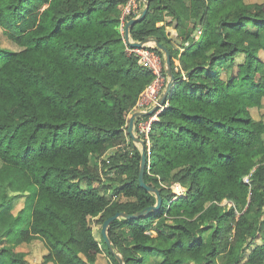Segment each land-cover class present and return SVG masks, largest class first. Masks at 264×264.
Wrapping results in <instances>:
<instances>
[{
  "label": "trees",
  "instance_id": "1",
  "mask_svg": "<svg viewBox=\"0 0 264 264\" xmlns=\"http://www.w3.org/2000/svg\"><path fill=\"white\" fill-rule=\"evenodd\" d=\"M147 1L130 38L164 45L174 80L134 132L156 114L149 143L137 136L161 203L115 219L112 245L124 264H264V119L251 113L264 106V2ZM126 2L0 0V29L19 46L0 48V264H26L15 246L36 238L42 263L98 264L105 249L119 264L91 220L156 203L127 131L154 74L125 50Z\"/></svg>",
  "mask_w": 264,
  "mask_h": 264
},
{
  "label": "water",
  "instance_id": "2",
  "mask_svg": "<svg viewBox=\"0 0 264 264\" xmlns=\"http://www.w3.org/2000/svg\"><path fill=\"white\" fill-rule=\"evenodd\" d=\"M143 1V8L140 11V13L136 16V17H132L129 18L126 22H125V27H124V39L125 41L133 47H140L144 44L147 43H154V45L163 51L164 53V64H165V69H166V82H165V88L161 94V96H159L158 100L156 103H154V105L148 109V110H135L134 112H132L129 116L128 119V127H127V131L129 133V135L131 136V138L133 139V141L137 144H140V149H141V157H140V164H139V170H138V182L139 185L141 187H143L144 189H146L147 191L150 192H154L156 195V203L153 205H149L139 211L136 212H125V211H117L114 214L108 216L107 218L104 219L102 225H101V235L103 237L104 242L107 244V246L109 247V249L114 252L116 259L118 260L119 264H124V260L122 255L117 252L114 249V246L112 245L111 239L108 235V227L109 225L117 218L119 217H124V218H139L143 215H145L146 213H148L150 210H157L160 206L161 203V196L159 194V191L155 188H153L152 186L148 185L143 178V170H144V165H145V141L142 138H139L135 132H134V122L135 119L138 116H142L145 114H153L154 110L160 106L163 101L168 97L170 90L172 88L173 85V80H174V73L172 71V64H171V56L170 53L168 51V49L162 45L156 38H150V37H146L142 40H131L130 35H129V28L135 24L136 22L140 21L143 19V17L145 16V13L148 9V1L147 0H142Z\"/></svg>",
  "mask_w": 264,
  "mask_h": 264
},
{
  "label": "built area",
  "instance_id": "3",
  "mask_svg": "<svg viewBox=\"0 0 264 264\" xmlns=\"http://www.w3.org/2000/svg\"><path fill=\"white\" fill-rule=\"evenodd\" d=\"M139 11H140L139 0H127L124 10H123V15L121 17L120 25H119V29L121 33L123 34V37H124L125 22L128 20L127 16L136 17ZM200 32L201 30L197 29L196 34L198 35L200 34ZM125 44H126L125 50L127 51V53H134L137 56V61L140 64L149 68L154 74V78L152 82L146 87L141 97V100L138 102L139 108H142L148 105L152 107L154 103L157 102V99L160 93L162 92V89L166 82V76L163 72L164 65L162 64V59L155 52L153 46L150 43L144 44L140 47L130 46L126 41H125ZM155 118H156V114L152 115L147 120L139 119L136 122V126L138 128L139 133L142 134V137L145 138L148 143H149L148 132L150 129V123ZM173 188L176 192H178V194L182 193V191L184 190V188L180 184H177V183L173 185Z\"/></svg>",
  "mask_w": 264,
  "mask_h": 264
},
{
  "label": "rangeland",
  "instance_id": "4",
  "mask_svg": "<svg viewBox=\"0 0 264 264\" xmlns=\"http://www.w3.org/2000/svg\"><path fill=\"white\" fill-rule=\"evenodd\" d=\"M245 1L246 2H261V3L264 2V0H245ZM139 2H140V0H139ZM142 8H143V5L140 2V11L142 10ZM140 11H139V13H140ZM132 17H135V16H132ZM157 24L160 25V24H162V22H157ZM150 44L152 46H155L154 43H152V42ZM0 48L16 50V49H19V46L16 43H14L13 41H11L5 34H3V32L0 29ZM162 56H163V57H161L162 64L165 67L164 55H162ZM260 56L264 58V53L260 52ZM240 60H241V56H237L236 57V61L239 62ZM177 63L178 62L176 61L175 65H177ZM164 88H165V85H164V87L162 89V92H163ZM162 92L160 93L159 96H161ZM140 109L146 110V109H143V108H140ZM251 113H252L253 117L256 118V119H259V118L264 119V106L261 107V108H253V109H251ZM138 133L136 132L135 134L138 135ZM135 144L137 146H140V144H137V143H135ZM115 150H116V147L108 149L107 153L101 159H104V160L109 159V155H111V153H113ZM106 176L112 177L108 181L113 180L114 181V185L115 184H120L121 180H120L119 177H116V175L114 174V169H111ZM114 178H116V180ZM112 190H114V188L111 186L110 189H108V192H112ZM26 204H27V202H26ZM22 208H25V202L20 200L14 206V208L12 210V215L15 216L18 213V211L21 210ZM91 224L93 226V234H94L95 238L97 240H100V238H101V232H100L101 223H100V221H98L97 219L93 218L91 220ZM149 233L154 235V231H152V230H149ZM15 250L23 252V254H24L23 258L25 259L26 264H54L53 262L42 263L43 262V255L47 253V249H46L45 243H44V241L42 239L36 238V239L31 240L30 242H22L20 244H17L15 246ZM154 257L155 256H151L152 263L154 262V259H155ZM110 262H111L110 258L108 257L105 249H102V251L97 256V263L98 264H109Z\"/></svg>",
  "mask_w": 264,
  "mask_h": 264
},
{
  "label": "crops",
  "instance_id": "5",
  "mask_svg": "<svg viewBox=\"0 0 264 264\" xmlns=\"http://www.w3.org/2000/svg\"><path fill=\"white\" fill-rule=\"evenodd\" d=\"M145 107V108H144ZM144 107H142L143 109H146V110H148V109H150L151 107L148 105V106H144ZM139 110H142V109H139Z\"/></svg>",
  "mask_w": 264,
  "mask_h": 264
}]
</instances>
